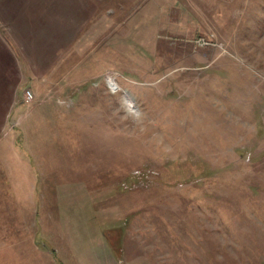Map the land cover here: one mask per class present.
<instances>
[{
  "label": "rangeland",
  "instance_id": "rangeland-1",
  "mask_svg": "<svg viewBox=\"0 0 264 264\" xmlns=\"http://www.w3.org/2000/svg\"><path fill=\"white\" fill-rule=\"evenodd\" d=\"M28 6L0 10V264H264V0Z\"/></svg>",
  "mask_w": 264,
  "mask_h": 264
},
{
  "label": "crops",
  "instance_id": "crops-1",
  "mask_svg": "<svg viewBox=\"0 0 264 264\" xmlns=\"http://www.w3.org/2000/svg\"><path fill=\"white\" fill-rule=\"evenodd\" d=\"M35 2L36 0H0V10L5 11L4 17L7 19H13L12 22H8L9 24H14V20L19 18L20 13L19 10L29 8L28 4L31 2ZM48 2L54 4L67 5L69 0H47ZM24 16V15H23Z\"/></svg>",
  "mask_w": 264,
  "mask_h": 264
},
{
  "label": "built area",
  "instance_id": "built-area-1",
  "mask_svg": "<svg viewBox=\"0 0 264 264\" xmlns=\"http://www.w3.org/2000/svg\"><path fill=\"white\" fill-rule=\"evenodd\" d=\"M23 100L25 103H30L33 100L32 93L30 91H26L24 93Z\"/></svg>",
  "mask_w": 264,
  "mask_h": 264
}]
</instances>
